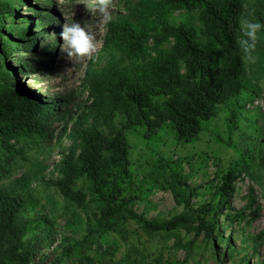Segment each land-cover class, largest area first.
I'll list each match as a JSON object with an SVG mask.
<instances>
[{
  "label": "trees",
  "instance_id": "obj_1",
  "mask_svg": "<svg viewBox=\"0 0 264 264\" xmlns=\"http://www.w3.org/2000/svg\"><path fill=\"white\" fill-rule=\"evenodd\" d=\"M32 1L38 6L28 7L31 15L18 16L28 0H0V264H152L141 234L171 238L173 248L189 252L192 241L181 242L177 231L209 239L221 214L232 223L258 216L253 196L232 207L241 173L234 164L216 168L204 184L189 186L181 160L156 157L146 175L149 185L135 181L127 132L143 126L148 137L167 124L177 141L187 142L222 107L242 105L236 98L248 80L264 79V31L258 60L248 64L237 44L238 19L264 24V0L126 1L124 14L108 23L99 51L83 70L85 99L75 107H68L71 96L49 97L18 81L19 74L48 69L53 57V42L31 52L36 36L30 26L41 30L57 21V15L41 9L51 0ZM54 122L60 125L57 138L64 136L67 143L42 181L60 195L63 212L76 217L69 223L79 233L59 240L54 219L27 214L35 204L29 185L43 177L41 160H35L34 170L8 179L17 162L30 161L27 149L48 141ZM200 187L208 198L192 207ZM155 188L168 190L181 209L167 217L135 212L137 202L155 207L147 199ZM109 234L134 241L115 258L117 243L102 240ZM224 243H230L228 237ZM52 245V256H43L42 249Z\"/></svg>",
  "mask_w": 264,
  "mask_h": 264
},
{
  "label": "rangeland",
  "instance_id": "obj_2",
  "mask_svg": "<svg viewBox=\"0 0 264 264\" xmlns=\"http://www.w3.org/2000/svg\"><path fill=\"white\" fill-rule=\"evenodd\" d=\"M51 1L50 4H42L41 9L57 15V21L41 30L35 29L33 25L30 26L36 36L32 53L37 52L38 48L47 42L54 43L51 64L45 71L19 74L18 81L28 89L49 97L71 96L73 99L68 107H75L85 99V91L80 83L83 70L97 53L91 59L70 61L61 51L63 42L59 34L66 23L78 21L81 24H94L95 21L86 11L84 0ZM126 1L135 0H114L116 7L112 17L124 14ZM29 6L38 5L28 0L19 6L17 15H31ZM103 34L104 32L97 36L100 42ZM10 62H13L12 58ZM236 100V103L242 105L222 107L214 117L202 122V130L197 138L191 141H177L167 124L163 125L157 134H150L148 137L142 135L143 126H136L133 131L127 132L130 168L134 173L135 181L138 182L141 178L146 186L149 185L146 175L152 171L156 157L181 160L182 172L188 174L186 182L189 186L204 184L212 178L216 168L224 171L234 164L237 169H241V173L235 181L232 207L237 209L243 206L250 196L254 197L252 206H258V216L249 223L225 222L222 218L223 214L219 215L218 229L209 239L202 235L194 237L191 233L177 231L181 242L192 241L189 252L173 248L171 238L163 240L155 236L149 239L141 234L140 244L148 256L152 257V264L156 257L160 259L159 264H169L175 260H185L184 264H264V79L258 82L248 80L247 90L241 91ZM232 113L234 118L230 121L229 116ZM51 128L52 133L48 141L38 148L27 149L26 155L30 161L17 162L15 167L9 170L8 179L22 172L34 170L32 166L35 160H41L45 166L42 170L43 177L33 179L29 185L35 204L27 209V214H45L54 219L55 237L59 240L61 237H74L79 233H76V226L69 223L74 222L76 217H69L63 212L60 195L53 187L46 186L42 181L50 176L52 165L59 158L60 147L67 143L64 136L57 138L60 129L58 123H52ZM227 141L229 144H226ZM4 181L5 179L1 180ZM249 187H251L250 192H248ZM198 192H201L199 196L191 199L192 207L208 198L203 187H200ZM147 199L148 204H153L155 207L145 209L144 202L133 205L135 212L143 214L145 218L154 215L167 217L181 209L180 206L174 205L168 190L155 188L148 193ZM105 237L102 240H113L117 243L115 258L121 256L130 241H134L132 239L121 241L112 234ZM227 237L230 240L228 245L224 243ZM53 246L43 248L41 254L52 256Z\"/></svg>",
  "mask_w": 264,
  "mask_h": 264
},
{
  "label": "clouds",
  "instance_id": "obj_3",
  "mask_svg": "<svg viewBox=\"0 0 264 264\" xmlns=\"http://www.w3.org/2000/svg\"><path fill=\"white\" fill-rule=\"evenodd\" d=\"M83 5L95 23L81 24L78 21L66 23L59 34L63 42L61 51L70 61L91 59L97 53L101 43L97 36L106 30L116 7L114 0H84ZM238 25L240 34L237 36V44L242 59L248 64H255L258 60L255 55L257 44L261 39L260 33L264 31V24L240 17Z\"/></svg>",
  "mask_w": 264,
  "mask_h": 264
}]
</instances>
